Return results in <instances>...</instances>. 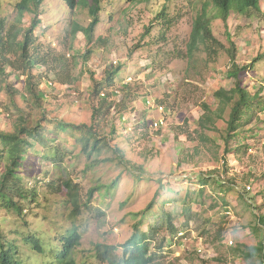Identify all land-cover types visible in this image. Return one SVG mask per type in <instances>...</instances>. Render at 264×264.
<instances>
[{"label": "rangeland", "instance_id": "obj_1", "mask_svg": "<svg viewBox=\"0 0 264 264\" xmlns=\"http://www.w3.org/2000/svg\"><path fill=\"white\" fill-rule=\"evenodd\" d=\"M19 1L1 0L0 14L7 26L27 28L33 14L19 20ZM208 1L104 0L102 21L90 42L83 31L74 32L91 20L83 0L75 9L65 0H44L36 35L50 68L40 64L33 73L47 97L40 104L32 102L24 95L25 76L18 80L8 66L0 71V130H13L22 113L32 123L42 119L47 127L45 142L36 143L19 171L22 182L16 184L27 196L21 200L16 192L14 201L22 213L0 202V233L17 245L22 264H57L72 227L81 233V243L72 252L79 264H110L98 259V244L118 246L111 255L119 261L123 243L141 231L152 246L165 241L162 251L152 248L157 251L155 264H263V231L256 225L257 215L264 212V112L240 131L237 141L251 145L247 153L225 150L230 108L214 128L198 125L202 103L216 109L214 92L236 83L228 75L232 62L226 49L213 62L203 49L188 51L194 20ZM261 8L264 12V0ZM212 29L225 47L232 48L234 42L242 86L264 96V57L256 60L264 54V19L257 13L233 12L227 22L214 18ZM87 49L93 52L84 60ZM60 64L67 66L61 69L64 76H74L73 83L56 77L53 68ZM118 65L120 76L109 90L115 92L113 100L123 98L126 83L136 99L123 115L113 110L104 128L106 133L115 129L109 147L88 157L75 134L55 132L47 120L90 124L96 103L93 81H105L106 70ZM157 119L163 120L158 128L151 124ZM4 168L0 159V177ZM212 170L234 181L235 189L222 195L212 185L201 188L199 175ZM65 180L75 185L73 193L63 188ZM96 186L99 190L89 200ZM239 191H247L246 199ZM75 199L80 210L73 214ZM169 219L176 227L173 233ZM28 234L40 239L43 252L25 241Z\"/></svg>", "mask_w": 264, "mask_h": 264}, {"label": "trees", "instance_id": "obj_2", "mask_svg": "<svg viewBox=\"0 0 264 264\" xmlns=\"http://www.w3.org/2000/svg\"><path fill=\"white\" fill-rule=\"evenodd\" d=\"M81 0H65L70 9H75L78 2ZM104 0H83V4L88 9L90 15V23L87 26L80 27L77 25L74 28V32L79 30L83 31L88 40L93 41V34L99 25L101 20V13L103 11ZM262 0H210L202 6L201 11L198 13L194 20L192 31L190 34V41L188 44V51L193 54L195 50L203 49L206 51L207 58L210 62H213L218 57V52L226 49L231 57L232 66L228 71L230 77L236 79L235 86L231 89L219 88L214 92L215 99L218 106L214 109L208 103H202L203 114L198 119V125L202 129H212L215 127L216 122L223 118L227 108H230L229 117L226 120V135L225 144L226 152L230 153H247L250 148V144H240L238 137L240 131L249 126L254 120H258L261 113L264 112V96L261 95V91L252 93L248 88H245L241 84L239 74L242 70L236 63L235 48L233 47V41L230 36L228 39L232 42V48L225 47V45L214 35L212 29L213 19L218 17L227 22L229 16L235 12L245 16H252L258 14L264 19V12L261 8ZM44 0H20L16 5V9L19 13L21 20L26 13L33 14L30 25L27 28H21L16 24L7 26L6 20L0 14V71L4 72L8 67L11 68V72H15L17 79L20 76H25L24 79V91L25 97L31 99L32 102L41 103V100L47 97V93L40 89L38 75L33 73V69L37 65H43L49 67V61L47 55L42 51L41 44L38 41L36 35L37 28L41 23L40 8ZM210 2L213 4V12L209 11ZM1 6V0H0ZM165 16L163 12L159 17ZM161 19V18H160ZM167 25L169 21H164ZM164 23V24H165ZM92 49H87L83 53L82 59L88 60L92 54ZM14 54L13 58L11 55ZM264 57V54L257 57L256 60H260ZM61 63V62H60ZM88 61L84 62V65ZM77 65V62H75ZM50 68V67H49ZM67 69V66L60 64L58 67L53 68L56 72V77L60 82L67 84L73 83L74 76L70 73L63 75L66 71L61 69ZM121 65L112 67L106 70L105 81H93V87L91 89V96L96 100V103L92 107V122L87 123H70L63 119L51 118L47 120L54 124V131H70L75 134L76 143L79 144L88 157H92L94 153L100 152L104 147H109L110 141L113 139L115 129L112 127L109 133L105 132V125L108 123L110 115L113 110H116L118 114L123 115V112L128 108V103L136 99L135 93L130 90V86L126 83L122 87L124 96L119 101L113 100L115 92H110L112 87L116 86V80L120 76ZM246 68V67H245ZM53 71V70H52ZM61 71V72H60ZM44 74L48 73L46 69ZM40 75V74H39ZM52 86V85H50ZM105 90V91H104ZM119 93L120 90L117 89ZM162 105V104H160ZM40 106V105H39ZM163 106V105H162ZM164 107V106H163ZM46 116L43 115L42 118ZM19 122L15 123V127L11 131L0 130V141L2 144L0 150V159L5 162V168L0 177V202L8 206V209H15V211L22 213V206L14 201L15 193L17 192L21 200H25L27 196L23 189L19 188L17 182H22L19 175L20 168L24 166L28 157V152L36 143H44L45 133L47 127L41 123L42 119H38L32 123L28 119V115L22 113L19 116ZM240 138V137H239ZM248 139L246 135L243 137ZM115 152L123 156L120 148L116 147ZM56 158V157H55ZM225 176L218 171L212 170L210 174L202 173L199 175V184L201 188H205L208 185H212L217 193L227 195L235 189V182L231 179H224ZM63 188L69 192L75 190V185H72V181L65 180L62 182ZM60 188V187H59ZM99 190V186L93 187L90 190V199L94 198L95 192ZM204 189L201 190V194ZM239 191L241 199H246L245 193ZM224 202L226 200L223 198ZM91 202V201H90ZM153 202V201H152ZM75 210L73 214L78 213L80 210V203L74 200ZM149 205L147 209L152 207ZM253 207V206H252ZM146 209V210H147ZM191 220V219H190ZM190 220L188 222H190ZM187 224V222H185ZM257 231H263L261 249H262V263L264 264V212L257 215ZM169 227L171 232L176 231V227L169 219ZM152 239L147 236L144 231L136 232L125 243H123V254L119 257V261L114 262L112 260L111 253L116 254L119 247L114 245H97L98 259L110 264H155L154 260L157 255V251H153L152 248H159L162 251L164 246V240L156 245L152 246ZM25 241L37 253L44 251L40 239L35 234H28L25 237ZM81 243V233L77 228H70L69 234L58 257L57 264H79L73 257L72 252ZM18 247L13 241H7L4 234L0 233V264H22V257L18 256ZM112 253V254H113Z\"/></svg>", "mask_w": 264, "mask_h": 264}, {"label": "built area", "instance_id": "obj_3", "mask_svg": "<svg viewBox=\"0 0 264 264\" xmlns=\"http://www.w3.org/2000/svg\"><path fill=\"white\" fill-rule=\"evenodd\" d=\"M114 62L116 63L117 61L115 60ZM48 84H49V85H52L53 82H52V81H49ZM160 107L162 108V105H160ZM151 124H152V126L158 128V127L162 126V124H163V120H162V119H159V120H158V119H157V120H153V121L151 122ZM250 150H251V148H250ZM247 188H248V189H251V186L248 185Z\"/></svg>", "mask_w": 264, "mask_h": 264}]
</instances>
